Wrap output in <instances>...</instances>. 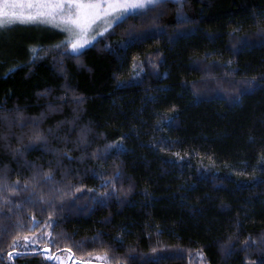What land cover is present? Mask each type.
Here are the masks:
<instances>
[{
	"label": "trees",
	"instance_id": "obj_1",
	"mask_svg": "<svg viewBox=\"0 0 264 264\" xmlns=\"http://www.w3.org/2000/svg\"><path fill=\"white\" fill-rule=\"evenodd\" d=\"M181 2L0 56V264H264V0Z\"/></svg>",
	"mask_w": 264,
	"mask_h": 264
},
{
	"label": "snow or ice",
	"instance_id": "obj_2",
	"mask_svg": "<svg viewBox=\"0 0 264 264\" xmlns=\"http://www.w3.org/2000/svg\"><path fill=\"white\" fill-rule=\"evenodd\" d=\"M164 2L165 0H0V30H6L18 22L43 23L63 28L69 33L64 43L69 45L72 53L79 54L85 45L91 43L88 34L96 21L111 18L123 22L128 15H146L149 10L158 8ZM175 2L182 8L181 0ZM178 15L182 16L183 13L178 11ZM261 31L264 32V29ZM34 139L42 137L37 133ZM44 175L45 179H52L50 173ZM97 259L104 257L98 255Z\"/></svg>",
	"mask_w": 264,
	"mask_h": 264
},
{
	"label": "rangeland",
	"instance_id": "obj_3",
	"mask_svg": "<svg viewBox=\"0 0 264 264\" xmlns=\"http://www.w3.org/2000/svg\"><path fill=\"white\" fill-rule=\"evenodd\" d=\"M109 23H111V27H109ZM118 22L114 19H101L96 21L92 28L89 31V39L91 43L85 45V48L91 46L95 41H97L102 35H104L107 31H109L115 24ZM43 30L44 34L46 33H55L56 35H61V37L56 38L57 43L68 47V50L72 52L71 48L67 43H64L68 37L69 33L65 31L63 28H57L52 25L43 24V23H17L14 26L8 27L6 30H0V56L2 55H18V47L24 44V41H28L34 37V32L31 30ZM95 39H92V38ZM32 46H29V52L33 50ZM82 49V50H83ZM81 50V51H82ZM80 51V52H81ZM33 246L34 242L32 243ZM26 249H28L29 243L24 245ZM98 255H92L85 260L86 262H77L76 260H72L71 255L68 253H59L56 255L55 263L57 264H97L98 262L104 261V259H97ZM101 256V255H99ZM104 257V256H102Z\"/></svg>",
	"mask_w": 264,
	"mask_h": 264
},
{
	"label": "water",
	"instance_id": "obj_4",
	"mask_svg": "<svg viewBox=\"0 0 264 264\" xmlns=\"http://www.w3.org/2000/svg\"><path fill=\"white\" fill-rule=\"evenodd\" d=\"M41 252H43L44 254H46L49 257V260H51V261L55 260L56 255H57V254H52L50 248H44V249L41 250Z\"/></svg>",
	"mask_w": 264,
	"mask_h": 264
}]
</instances>
